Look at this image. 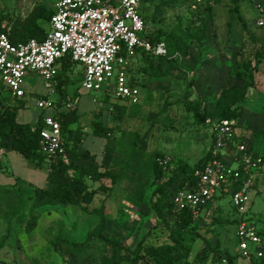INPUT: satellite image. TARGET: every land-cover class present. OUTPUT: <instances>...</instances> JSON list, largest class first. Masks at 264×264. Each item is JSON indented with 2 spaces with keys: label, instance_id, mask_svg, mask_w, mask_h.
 Instances as JSON below:
<instances>
[{
  "label": "rangeland",
  "instance_id": "rangeland-1",
  "mask_svg": "<svg viewBox=\"0 0 264 264\" xmlns=\"http://www.w3.org/2000/svg\"><path fill=\"white\" fill-rule=\"evenodd\" d=\"M55 2L0 0V18L4 19L3 26H7L9 19L23 20L37 4H44L53 11ZM256 4L263 8L260 0ZM206 6L212 7L210 17L204 10ZM190 11L198 13L199 24L205 29L201 40L196 34L188 36L183 30ZM142 12L150 33L171 34L174 42L159 77L142 72L145 63L139 53L127 56L128 76L139 86L142 100L137 106L126 105L122 121L113 122L111 108L104 114L105 105L122 104L106 92L105 87L101 91H87L82 87L79 64L69 72L72 82L64 89L49 90L47 82L31 72L23 84V98L13 99L0 86V103L16 108L15 120L19 124L35 127L43 117L54 115L53 104L57 102L62 113L75 109L78 118L70 126V136L66 132L63 139L68 142L75 135L82 136L77 152L90 154L89 158L81 159L82 164L102 161L106 143L92 134L93 121L101 123L106 116L107 125L114 127L113 135L118 140L111 166L116 174L115 183L87 181L91 189L102 185L108 190H98L93 202L81 207L45 206L30 212L33 192L30 191V198L23 197L19 201L14 198L12 188L18 176L31 182L32 175L23 169L26 162L15 152L0 156V261L3 264H128L126 250L132 251L144 237H147L146 243L154 246L170 242L168 229L173 226V217L168 209L164 212L167 222L156 215L155 185L146 169L154 155L169 159L171 168L164 171L162 182H165L177 175L182 164L191 167L205 157L213 143L212 124L221 119L216 103L218 95L232 84L241 86L232 69L240 60L251 58L255 53L262 55L261 64L255 74L254 88L241 104L236 130L245 138L248 148L264 159V139L260 135L264 129V27L256 26V22L264 18L256 5L233 0H154L151 4L143 3ZM43 28L47 31L48 24ZM39 100L52 105L39 109ZM197 104L202 106L206 122L197 115ZM134 135L147 156L146 165L138 173L124 171L125 159L120 155L125 143L134 140ZM44 180L42 177L37 185L32 183V188H41ZM252 183L247 218L260 228L264 225V163ZM162 204L164 202L159 208ZM208 208L216 209L209 215L204 214ZM14 209L25 215V221L7 222L6 216ZM202 215L198 235L184 236L183 245L191 251L188 256L182 254L178 264H192L194 255L205 247L206 241L210 246L218 242L220 256L224 253L237 256V226L230 223L235 215L229 197L215 199ZM214 216L219 224L214 222ZM32 217L37 218L35 228L26 233V222ZM225 219L228 222L222 223ZM6 234L8 237L3 241ZM54 240L60 253L54 250ZM72 248L77 249L76 254ZM234 261L243 263L237 258Z\"/></svg>",
  "mask_w": 264,
  "mask_h": 264
},
{
  "label": "built area",
  "instance_id": "built-area-1",
  "mask_svg": "<svg viewBox=\"0 0 264 264\" xmlns=\"http://www.w3.org/2000/svg\"><path fill=\"white\" fill-rule=\"evenodd\" d=\"M237 1L255 4L263 18L264 9L256 4L257 0ZM142 2L56 0L42 41L30 39L12 44L7 32L0 31V86L13 99L23 98V84L31 72L41 76L52 90L57 84V67L67 58L82 66L81 82L85 90L101 91L105 87V91L122 104L140 105V88L128 76L127 56L133 53L163 59L169 56L165 42L147 39L148 28L140 13ZM256 26L264 27L263 19L258 20ZM51 105L44 100L37 101L39 109ZM40 124V152L48 160L66 161L60 122L46 116ZM236 126L235 119L212 124L213 143L208 150V160L195 172L196 185L175 191L171 198L175 212L187 209L193 219L202 224L204 209L215 199L229 197L235 215L233 220H237L236 258L243 263L219 257L205 264H255L264 256V239L247 218L252 181L261 170L263 159L248 148ZM157 162L163 171L169 169V159L163 157ZM215 209L208 208L204 214L209 215Z\"/></svg>",
  "mask_w": 264,
  "mask_h": 264
},
{
  "label": "trees",
  "instance_id": "trees-1",
  "mask_svg": "<svg viewBox=\"0 0 264 264\" xmlns=\"http://www.w3.org/2000/svg\"><path fill=\"white\" fill-rule=\"evenodd\" d=\"M152 1L154 0H143L142 4L145 2L151 4ZM233 1L239 3L237 0ZM204 10L210 17L212 7L206 6ZM53 12L54 9L53 11H49L44 4H37L23 20L9 19L7 26H3L4 19L0 18V31L7 32L8 39L12 44L25 42L30 39L42 41L46 34L43 25L49 23ZM197 14L198 13L194 11H190L189 14L186 15L187 25L183 30L188 36L190 33H194V35L196 34L201 40L205 36V29L200 26L197 18L199 15ZM141 15L145 20L143 12ZM147 39L153 42L163 41L167 46L168 53L172 51L171 48L173 47L174 39L171 34L164 35L162 32L156 34L149 32ZM139 54L142 56L145 63L142 67L143 73H148L150 77H159L163 74L162 68L163 62L166 61L165 59L154 58L145 53ZM261 56L262 55L259 53H255L251 58L242 59L234 65L232 72L235 78L241 83V86L239 87L237 84H232L223 88L219 93L216 100L217 106L221 111V119L219 120H238L241 116V104L246 100L249 91L254 88L255 74L258 72L259 65L261 64ZM76 65L77 64L72 63L67 58L60 62L58 67L60 72L56 75V88L64 89L65 85L72 82L69 77V72H72ZM133 84L138 86L134 81ZM104 101L106 102L107 99L105 98ZM105 106V115L110 108L112 109L113 122L122 121L128 108L125 104L120 103H115L112 106ZM15 109L16 108L13 106L0 103V150L10 149L19 154L27 162L37 165H40L45 160L48 161L47 181L51 185L49 190L39 188L21 190L14 186L12 187L13 196L14 198H18L19 201H21L23 197L30 198V191L33 192L34 199L29 208L30 212L45 206H88L93 202L98 190L106 191L108 189L102 185L97 189H91L87 181L98 183L102 180H107L110 181L111 184L115 183L116 174L111 170V166L117 152L118 140L115 139L113 135L114 127H109L107 125V121L105 120L106 116L101 123H98L96 120L93 121L91 127L92 134L100 139H104L106 143L102 153V161L100 163L82 164L80 163L81 159L90 157L87 151L77 152L78 146L83 141L82 136L75 135L70 141L64 142L66 161L58 158L48 160L45 155L40 152V121H38L35 127H31L28 124H19L15 120ZM196 110L202 122H206L207 119L200 104L196 105ZM53 117L60 122L62 137L66 132L70 136V126L73 125L78 118L75 109L68 113L59 111ZM260 135L264 139V129ZM133 137L134 140L125 143L124 148L120 151V155L125 159L122 166L123 170L126 172L138 173L142 170L143 166L146 165L145 159L147 156L138 146L136 135ZM242 140H245V138L243 137ZM208 155L207 152L205 157L194 166L190 167L187 164H182L178 169L177 175L165 182H162L164 171L157 162V159L163 157L160 155H154L152 157L146 171L148 170L150 173L153 184L155 185L153 195L157 197L155 203H153L154 211L162 221L167 220L165 217L166 215H164L167 209L172 215L173 226L168 229L170 242L154 246L146 243L147 237H144L132 251L126 250L128 254V264H178L182 254L185 256L190 254L191 248L183 245V239L185 235H198L200 222L198 220L195 221L190 211L187 209L175 212L171 198L175 191L183 190L187 187H194L196 185L195 172L203 167L208 160ZM168 167L171 168L170 162ZM163 202L164 204L159 208V205ZM6 217L8 223L12 219H15L19 223L25 221V215L19 213L17 209L11 210ZM213 219L215 223L219 224L220 221L217 218L215 220V216ZM260 221V219H257V222L262 224ZM36 222V217H32L26 222V233H30L35 228ZM226 222H228L226 219L222 221V223ZM230 223L236 225L237 220H232ZM256 229L258 234L264 239V225ZM7 237L8 234L3 237V241ZM52 245L56 253H58L59 248L55 240ZM204 246V248H201L194 255L192 264H205L208 260L219 257L234 261L237 257L229 256L227 253L220 256L218 242H216L214 246H210L209 242L206 241ZM72 250L73 253L76 254L75 252L77 249L72 248ZM0 264L3 263L0 261ZM255 264H264V256L259 261H256Z\"/></svg>",
  "mask_w": 264,
  "mask_h": 264
},
{
  "label": "crops",
  "instance_id": "crops-1",
  "mask_svg": "<svg viewBox=\"0 0 264 264\" xmlns=\"http://www.w3.org/2000/svg\"><path fill=\"white\" fill-rule=\"evenodd\" d=\"M260 2L263 4V8H264V0H260ZM263 18H264V14H263ZM149 32V31H148ZM58 71L59 68L57 67ZM82 77V76H81ZM59 102L53 104V107L55 109V113L54 115L60 111V107L59 106ZM53 115V116H54ZM41 121V120H40ZM13 151L10 149H6V150H0V156H7L8 154L12 153ZM24 160V159H23ZM24 165H23V169L25 171H27L28 173H30V175H32V179L31 182L23 181L19 176L14 178V187L19 188L21 190H29V189H35L32 188V183L34 185H37V181H41L42 177H44V184L41 186V188L39 189H43V190H49L51 188V185L48 183L47 181V173H48V161L45 160L43 163H41L40 165H37L35 163H31V162H27L26 160H24ZM0 169H2L1 165H0ZM2 171V170H1ZM40 177V179H39ZM40 183V182H39ZM38 183V184H39ZM37 189V188H36Z\"/></svg>",
  "mask_w": 264,
  "mask_h": 264
}]
</instances>
